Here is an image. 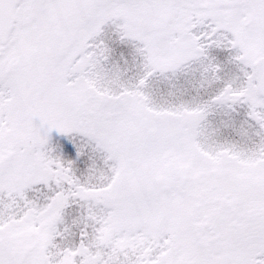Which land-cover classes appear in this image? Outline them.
<instances>
[{
	"label": "snow or ice",
	"instance_id": "snow-or-ice-1",
	"mask_svg": "<svg viewBox=\"0 0 264 264\" xmlns=\"http://www.w3.org/2000/svg\"><path fill=\"white\" fill-rule=\"evenodd\" d=\"M0 264H264V0H0Z\"/></svg>",
	"mask_w": 264,
	"mask_h": 264
}]
</instances>
